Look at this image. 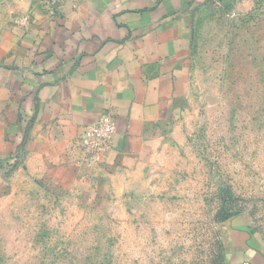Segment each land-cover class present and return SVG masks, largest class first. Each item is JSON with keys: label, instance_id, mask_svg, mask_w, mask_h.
Wrapping results in <instances>:
<instances>
[{"label": "rangeland", "instance_id": "1", "mask_svg": "<svg viewBox=\"0 0 264 264\" xmlns=\"http://www.w3.org/2000/svg\"><path fill=\"white\" fill-rule=\"evenodd\" d=\"M192 45L185 96L122 167L87 165L71 185L6 172L0 264H249L244 246L264 257V0H207Z\"/></svg>", "mask_w": 264, "mask_h": 264}, {"label": "crops", "instance_id": "2", "mask_svg": "<svg viewBox=\"0 0 264 264\" xmlns=\"http://www.w3.org/2000/svg\"><path fill=\"white\" fill-rule=\"evenodd\" d=\"M206 1H67L51 17L42 0H0V188L7 171L22 169L78 181L88 168L81 131L107 110L117 131L101 169L138 156L149 126L185 96ZM241 252L264 264L257 250Z\"/></svg>", "mask_w": 264, "mask_h": 264}, {"label": "built area", "instance_id": "3", "mask_svg": "<svg viewBox=\"0 0 264 264\" xmlns=\"http://www.w3.org/2000/svg\"><path fill=\"white\" fill-rule=\"evenodd\" d=\"M67 1L78 0H42V5L47 14L54 17L59 14ZM116 131L117 119L111 110L103 112L95 121L84 127L79 140L86 165L94 167L102 163L113 145Z\"/></svg>", "mask_w": 264, "mask_h": 264}]
</instances>
